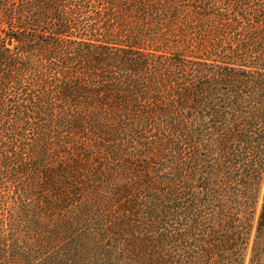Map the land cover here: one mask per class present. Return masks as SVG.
Listing matches in <instances>:
<instances>
[{
  "label": "trees",
  "instance_id": "1",
  "mask_svg": "<svg viewBox=\"0 0 264 264\" xmlns=\"http://www.w3.org/2000/svg\"><path fill=\"white\" fill-rule=\"evenodd\" d=\"M0 264H264V0H0Z\"/></svg>",
  "mask_w": 264,
  "mask_h": 264
}]
</instances>
